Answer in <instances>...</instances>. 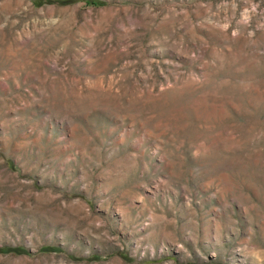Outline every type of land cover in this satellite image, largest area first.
Here are the masks:
<instances>
[{"label":"rangeland","instance_id":"rangeland-1","mask_svg":"<svg viewBox=\"0 0 264 264\" xmlns=\"http://www.w3.org/2000/svg\"><path fill=\"white\" fill-rule=\"evenodd\" d=\"M0 264H264V0H0Z\"/></svg>","mask_w":264,"mask_h":264},{"label":"trees","instance_id":"trees-1","mask_svg":"<svg viewBox=\"0 0 264 264\" xmlns=\"http://www.w3.org/2000/svg\"><path fill=\"white\" fill-rule=\"evenodd\" d=\"M45 1V0H44ZM88 2V1H87ZM89 3V2H88ZM90 4H92V5H96V4H98L97 2H91Z\"/></svg>","mask_w":264,"mask_h":264}]
</instances>
